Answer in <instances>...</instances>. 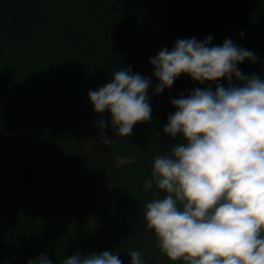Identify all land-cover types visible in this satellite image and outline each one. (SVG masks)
I'll use <instances>...</instances> for the list:
<instances>
[{
	"label": "trees",
	"instance_id": "trees-1",
	"mask_svg": "<svg viewBox=\"0 0 264 264\" xmlns=\"http://www.w3.org/2000/svg\"><path fill=\"white\" fill-rule=\"evenodd\" d=\"M208 34L253 49L260 60L239 67L264 74V0H0V264L45 250L61 264L77 249L185 264L144 227L143 204L165 194L144 185L153 157L181 142L162 131L170 100L209 85L181 74L159 94L150 87L152 118L109 145L95 126L109 113L94 112L87 92L121 67L151 76L159 49ZM124 156L133 159L118 164Z\"/></svg>",
	"mask_w": 264,
	"mask_h": 264
},
{
	"label": "clouds",
	"instance_id": "clouds-1",
	"mask_svg": "<svg viewBox=\"0 0 264 264\" xmlns=\"http://www.w3.org/2000/svg\"><path fill=\"white\" fill-rule=\"evenodd\" d=\"M243 36L241 30L238 33ZM213 34L177 38L149 57L151 76L116 70L87 97L96 113L103 144L130 135L134 124L152 118L148 89L159 94L181 74L209 86L184 90L170 100L162 131L179 135L169 152L151 161L145 188L163 196L143 206L144 227L170 260L185 264H264V74L244 73L239 64L256 63L259 54L231 37L210 44ZM264 67V62H261ZM155 83L153 84V79ZM223 78V82L221 81ZM215 85L212 87L211 85ZM112 132L109 136L105 129ZM115 134V135H114ZM159 135V133H157ZM129 156L117 163L130 162ZM130 264H147L139 250ZM26 264H55L48 251ZM61 264H123L118 252L75 250Z\"/></svg>",
	"mask_w": 264,
	"mask_h": 264
},
{
	"label": "rangeland",
	"instance_id": "rangeland-1",
	"mask_svg": "<svg viewBox=\"0 0 264 264\" xmlns=\"http://www.w3.org/2000/svg\"><path fill=\"white\" fill-rule=\"evenodd\" d=\"M161 16H162V15H161ZM163 17H164V16H163ZM162 29H163V19H162V21H161L160 28H159V30L157 31V38H156L155 43H154L155 47H157V44H158V42H159V40H160V33H161Z\"/></svg>",
	"mask_w": 264,
	"mask_h": 264
}]
</instances>
